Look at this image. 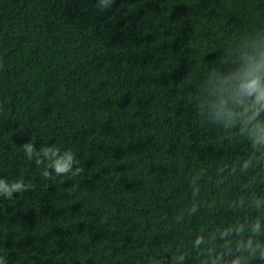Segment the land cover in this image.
<instances>
[{"label": "trees", "instance_id": "16d2710c", "mask_svg": "<svg viewBox=\"0 0 264 264\" xmlns=\"http://www.w3.org/2000/svg\"><path fill=\"white\" fill-rule=\"evenodd\" d=\"M261 30L264 0H0V178L29 185L0 198V254L174 264L192 233L243 215L228 205L264 192V170L232 171L247 145L204 121L198 85ZM28 142L71 148L83 172L49 180Z\"/></svg>", "mask_w": 264, "mask_h": 264}, {"label": "clouds", "instance_id": "9594fccd", "mask_svg": "<svg viewBox=\"0 0 264 264\" xmlns=\"http://www.w3.org/2000/svg\"><path fill=\"white\" fill-rule=\"evenodd\" d=\"M114 3L115 0H97V8L105 11ZM231 54L234 58L228 67L213 68L198 85L199 112L205 122L223 128L228 139L247 145L246 154L239 156L232 169L247 174L250 169L264 170V30L242 36ZM22 150L28 160L45 165L43 176L49 180L57 176L71 179L83 172L71 148L52 144L37 149L28 142ZM257 179L251 177L245 187L251 188ZM28 187L23 179L0 178V198L11 200L13 193H22ZM74 188L67 191L71 193ZM198 207L193 202L176 215V223L184 222ZM228 207L244 214L210 232L201 228L192 233L188 248L174 255V264H189L193 253L200 264H264V192L251 191ZM0 264H10L5 253L0 254ZM156 264L168 261L162 257Z\"/></svg>", "mask_w": 264, "mask_h": 264}]
</instances>
